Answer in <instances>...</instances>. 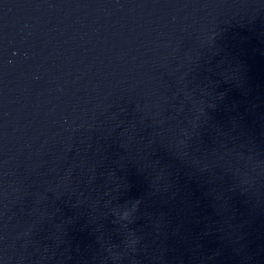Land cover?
Returning a JSON list of instances; mask_svg holds the SVG:
<instances>
[{"label":"water","instance_id":"water-1","mask_svg":"<svg viewBox=\"0 0 264 264\" xmlns=\"http://www.w3.org/2000/svg\"><path fill=\"white\" fill-rule=\"evenodd\" d=\"M0 264H264V0H0Z\"/></svg>","mask_w":264,"mask_h":264}]
</instances>
